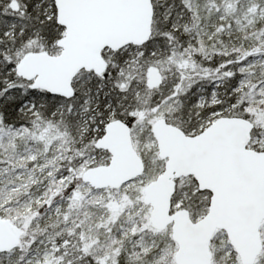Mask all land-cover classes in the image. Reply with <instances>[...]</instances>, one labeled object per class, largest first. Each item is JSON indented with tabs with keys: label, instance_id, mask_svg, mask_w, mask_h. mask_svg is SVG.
Instances as JSON below:
<instances>
[{
	"label": "snow or ice",
	"instance_id": "snow-or-ice-1",
	"mask_svg": "<svg viewBox=\"0 0 264 264\" xmlns=\"http://www.w3.org/2000/svg\"><path fill=\"white\" fill-rule=\"evenodd\" d=\"M0 264H264V0H0Z\"/></svg>",
	"mask_w": 264,
	"mask_h": 264
}]
</instances>
